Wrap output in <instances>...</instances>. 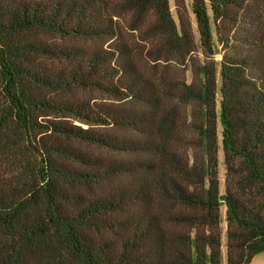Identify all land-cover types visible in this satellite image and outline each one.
I'll return each mask as SVG.
<instances>
[{"label":"trees","instance_id":"trees-1","mask_svg":"<svg viewBox=\"0 0 264 264\" xmlns=\"http://www.w3.org/2000/svg\"><path fill=\"white\" fill-rule=\"evenodd\" d=\"M173 5L0 0V264L264 252V0Z\"/></svg>","mask_w":264,"mask_h":264},{"label":"rangeland","instance_id":"rangeland-1","mask_svg":"<svg viewBox=\"0 0 264 264\" xmlns=\"http://www.w3.org/2000/svg\"><path fill=\"white\" fill-rule=\"evenodd\" d=\"M171 4H172V10L173 13H176V8L173 5V0H170ZM190 16V17H189ZM189 18H192L191 15H188ZM192 22V26L194 28V30L197 29L196 23L194 21V19L191 20ZM126 38L128 41L132 42L133 44L137 45V46H142L144 45L146 42L148 43V41L152 40L151 37H149L147 34L140 32L139 28H137L136 30H131L130 32L127 33ZM199 40V37L197 35V41ZM215 59H218V56H213ZM192 61H188L187 65L185 66H181L180 68H176L174 67V65L177 66V64L175 63L174 60L170 61V64H168L169 68L167 67L166 69L168 70V74L170 77H175V76H179L182 77L183 75L186 76L188 81H191L193 78V73H192V67H194V65H198V64H202L205 59L206 56L204 55V53L202 52L201 48L198 47L196 52L192 55ZM142 61L144 63H148V58L144 57L142 58ZM151 64H153L152 62H150L146 67L148 68L150 74H154V68L151 66ZM167 64L166 62H161L160 65L161 67H159L158 69H161L162 67H164L163 65ZM165 68V67H164ZM187 70V71H186ZM186 71V72H185ZM94 150V149H92ZM219 157V177L220 180L222 182V188H224V180H225V166L223 163V153L222 151H219L218 154ZM224 211V210H223ZM224 228L226 227V224L224 223ZM224 257H225V247H224ZM224 264H225V259H224ZM249 264H264V252L259 253L257 255L254 256V258L252 259V261Z\"/></svg>","mask_w":264,"mask_h":264}]
</instances>
